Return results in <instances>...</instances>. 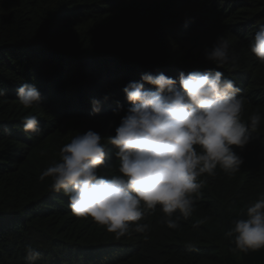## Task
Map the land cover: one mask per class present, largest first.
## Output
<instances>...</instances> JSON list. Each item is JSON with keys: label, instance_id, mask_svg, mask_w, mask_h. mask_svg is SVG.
<instances>
[{"label": "trees", "instance_id": "trees-1", "mask_svg": "<svg viewBox=\"0 0 264 264\" xmlns=\"http://www.w3.org/2000/svg\"><path fill=\"white\" fill-rule=\"evenodd\" d=\"M261 24L264 0H0V264H25L26 246L41 252L36 264H264V249L231 251L224 235L264 198V64L249 46ZM218 36L229 41L234 63L206 59ZM193 71H220L241 90V120L262 118L243 149L231 146L243 158L240 171L217 167L202 176L195 210L180 227L162 223L157 207L140 222L147 231L117 239L74 216L68 198L50 190V177L38 179L89 129L106 145L102 174L119 175L108 136L130 106L123 88L145 73H163L179 87V74ZM23 83L38 89L41 105L19 102ZM33 115L39 134L23 130Z\"/></svg>", "mask_w": 264, "mask_h": 264}, {"label": "clouds", "instance_id": "clouds-1", "mask_svg": "<svg viewBox=\"0 0 264 264\" xmlns=\"http://www.w3.org/2000/svg\"><path fill=\"white\" fill-rule=\"evenodd\" d=\"M250 51L264 64V24L250 42ZM206 59L218 67L234 63L230 43L223 36L206 51ZM142 82L124 88L130 106L120 117L108 143L116 149L119 175L102 174L106 167L105 143L91 129L76 135L59 150V162L42 171L38 179L50 177V190L68 198L72 214L91 218L119 239L131 231L143 233L149 225L140 223L145 213L162 212V223L180 227L189 218L205 183L202 176H215L219 167L232 175L240 171L243 158L233 145L243 149L260 126L261 114L247 123L241 120L244 99L240 88L220 71L181 72L177 79L163 73L142 74ZM145 83L154 86L145 88ZM6 89L0 88V96ZM25 108L41 105V94L31 84L16 89ZM107 99V97H105ZM92 111L99 112L93 100ZM120 105L114 112H119ZM23 130L39 134L36 116H26ZM43 155V153H41ZM234 248L248 253L264 249V198L246 208L243 218L232 221L224 233ZM191 248L192 245L190 244ZM41 252L26 246L25 264H36Z\"/></svg>", "mask_w": 264, "mask_h": 264}]
</instances>
